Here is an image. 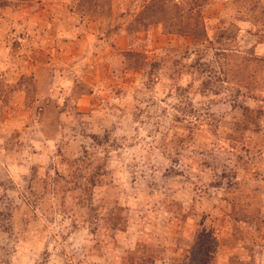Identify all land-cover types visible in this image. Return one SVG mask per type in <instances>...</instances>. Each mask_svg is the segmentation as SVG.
<instances>
[{"label": "rangeland", "instance_id": "obj_1", "mask_svg": "<svg viewBox=\"0 0 264 264\" xmlns=\"http://www.w3.org/2000/svg\"><path fill=\"white\" fill-rule=\"evenodd\" d=\"M0 264H264V0H0Z\"/></svg>", "mask_w": 264, "mask_h": 264}]
</instances>
